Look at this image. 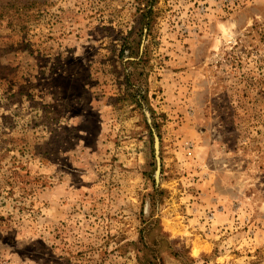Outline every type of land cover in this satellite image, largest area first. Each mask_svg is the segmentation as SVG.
Returning a JSON list of instances; mask_svg holds the SVG:
<instances>
[{
  "label": "rangeland",
  "instance_id": "rangeland-1",
  "mask_svg": "<svg viewBox=\"0 0 264 264\" xmlns=\"http://www.w3.org/2000/svg\"><path fill=\"white\" fill-rule=\"evenodd\" d=\"M142 236L264 264V0H0V264Z\"/></svg>",
  "mask_w": 264,
  "mask_h": 264
},
{
  "label": "trees",
  "instance_id": "trees-1",
  "mask_svg": "<svg viewBox=\"0 0 264 264\" xmlns=\"http://www.w3.org/2000/svg\"><path fill=\"white\" fill-rule=\"evenodd\" d=\"M174 243H176V241H174ZM138 244L140 245L137 247V258L139 264H165L157 248L147 246L143 236L140 238ZM170 249H172V247H170ZM189 252V249L183 246L182 250H178L176 252V256H180L183 264H190V262H187L188 259L191 260V264H193L194 258L189 255ZM183 257H186V260Z\"/></svg>",
  "mask_w": 264,
  "mask_h": 264
},
{
  "label": "water",
  "instance_id": "water-1",
  "mask_svg": "<svg viewBox=\"0 0 264 264\" xmlns=\"http://www.w3.org/2000/svg\"><path fill=\"white\" fill-rule=\"evenodd\" d=\"M155 149H156V156L158 161V167H160V157H159V140L157 135H155Z\"/></svg>",
  "mask_w": 264,
  "mask_h": 264
}]
</instances>
